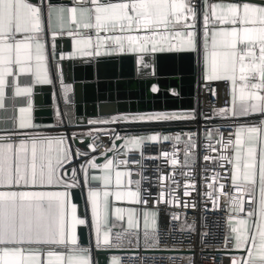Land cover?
<instances>
[{
	"label": "snow or ice",
	"instance_id": "obj_1",
	"mask_svg": "<svg viewBox=\"0 0 264 264\" xmlns=\"http://www.w3.org/2000/svg\"><path fill=\"white\" fill-rule=\"evenodd\" d=\"M57 36L71 38V51L57 56ZM181 53L195 55L205 85L230 82V100L211 108L212 116L258 118L212 123L199 104L135 112L105 106L76 114L64 59L131 54L138 74L155 76L159 55ZM35 85L52 86V125L34 120ZM9 89L13 114L3 119L11 127L0 130V264H102L93 259L94 250L139 249L141 237L144 249H159L162 212L172 222L165 235L192 234L197 217L189 218L186 210L199 211L200 228L207 229L208 204L214 210L221 201L226 219L214 249L221 258L212 255L210 264H264V0H72L70 5L0 0V110L5 112ZM150 90L157 93L158 85ZM154 123L195 124L196 131L129 130ZM105 138L111 146L101 148ZM117 141L123 144L117 147ZM151 142H171V150L146 156ZM201 159L206 190L197 200L192 193ZM148 160H162L172 170L155 166L146 174ZM122 202L129 206H118ZM208 234L200 232L205 247ZM164 259L195 264L192 256ZM149 260L155 264L156 258L133 254L128 264ZM106 264L124 261L112 254Z\"/></svg>",
	"mask_w": 264,
	"mask_h": 264
},
{
	"label": "water",
	"instance_id": "obj_2",
	"mask_svg": "<svg viewBox=\"0 0 264 264\" xmlns=\"http://www.w3.org/2000/svg\"><path fill=\"white\" fill-rule=\"evenodd\" d=\"M214 2V0H210ZM219 0H215L218 2ZM53 3H69V0H52ZM58 50L64 52L71 51L70 38H56ZM62 67L67 83H73V93L70 94L74 98L77 115L92 114L94 111L99 112L105 106L118 107L121 111H151V110H174L177 107L166 105L168 100L174 99L176 96L169 93V90H180L181 86L188 83H193V78L190 75H185L179 72L177 54H161L155 64V76L140 75L137 72V65L134 57L131 54L102 57L92 59L91 61L85 58L64 59ZM147 71L151 72L152 69ZM136 81L137 86L133 89H128V98L120 99L117 97V91L114 84L117 81ZM158 85L157 93L151 92V85ZM58 92V86H57ZM35 96V102L38 105L49 106L51 104L50 95ZM57 103L63 108L62 98L57 100ZM53 109L49 108L39 113H44L45 117L50 119ZM181 128V127H179ZM169 128H163L168 130ZM82 210V204L81 208ZM108 251L97 252V258H102Z\"/></svg>",
	"mask_w": 264,
	"mask_h": 264
},
{
	"label": "built area",
	"instance_id": "obj_3",
	"mask_svg": "<svg viewBox=\"0 0 264 264\" xmlns=\"http://www.w3.org/2000/svg\"><path fill=\"white\" fill-rule=\"evenodd\" d=\"M197 2H199V0H197ZM213 91L215 92V94H213ZM195 99L196 106L197 104H199L200 109L209 113L212 123H238L242 119H227L211 115V108H222L225 106V101L229 100V81H209L207 82V85H205L204 81H199L195 89ZM180 126L181 125L166 128H169L167 131H179ZM191 126L193 127V131H196L195 124ZM105 145L109 147L111 146L106 138L104 139L101 148H103ZM164 150H171V142H151L150 144L145 146L146 156H155L159 151ZM180 158L182 159V154ZM146 163H148L149 165L148 172H146V174H150L155 166H159L161 169L167 172H170L172 170L171 166L165 167L162 160H148L146 161ZM203 163L204 162L201 159L196 165V180L198 183V188L197 192L192 193V196L197 200L202 199V197L197 193H202L206 190V186L200 182V168ZM177 172H179V169L177 170ZM177 179L180 180L181 184H183V179L178 174ZM180 194L183 195L182 189L180 190ZM161 207L163 208L164 206L162 205ZM208 208L209 211L205 213L207 218V229L200 228L199 217L201 213L199 211H193L192 209L186 210L187 216L189 218L193 216L197 217V231L192 234L172 232L169 235H165V233L168 232L172 222L171 217L165 215L162 212L161 226L159 227L161 232V248L144 249L141 237V247L139 249H135L132 247L118 249L120 251L119 255L124 261V264H128V257L133 254L146 257H155V264H169V261L167 259H164L168 256H192L194 258L195 264H210L212 255H216V259L219 260L221 257L214 251V249H216L217 245H219L223 235L224 222L226 219L225 209L223 208V201H221V207L218 209H211L210 202L208 204ZM183 211L184 210H182V212ZM183 218L184 217L182 215L181 219ZM203 230H207L209 233L205 238V244L207 245V247H205V245L201 243L200 232ZM165 245H167V248L164 247ZM148 264H152V261L149 260ZM175 264H183V262L180 260H176Z\"/></svg>",
	"mask_w": 264,
	"mask_h": 264
},
{
	"label": "crops",
	"instance_id": "obj_4",
	"mask_svg": "<svg viewBox=\"0 0 264 264\" xmlns=\"http://www.w3.org/2000/svg\"><path fill=\"white\" fill-rule=\"evenodd\" d=\"M69 3H65V4H71L72 0H69ZM209 2H212L209 0ZM219 2V1H218ZM202 23V21H201ZM45 35L47 37V48L50 50L51 49V34L50 32L47 31V27L45 25ZM94 34V33H93ZM61 36H57V38H59ZM61 38H70L68 36H63ZM70 42H71V38H70ZM61 49V47L57 48V56H59V52L58 50ZM177 58H178V67H179V72L185 75H190L192 76V80L193 83H188L185 84L184 86H181L180 90H175L176 93H178V95H174L176 96L174 99L168 100L165 104L166 105H173L176 106L177 109H188L191 107H196V99H195V89L196 86L198 84L199 81H203L202 79V69L200 66L197 65L196 63V57L194 54H189V53H181V54H177ZM22 81L26 82V78L22 77L21 78ZM137 86V82L136 81H117L114 84V88L117 91V97H119L120 99H125L128 98V94H127V90L128 89H133ZM172 90V89H171ZM52 86L50 85H35L34 89H33V116H34V120L37 124L40 125H52L55 123V110L53 108V100H52ZM229 92H230V82H229ZM51 93V104L49 106H46L44 104L42 105H38L35 102V96H41L42 100L45 98V94L46 95H50ZM169 93L172 94V92L169 90ZM8 96L9 99L6 101L7 105H8V110L7 112H5L4 110H0V130L5 129V128H10L11 127V121H5L3 119V117L5 116H11L13 114L12 111V105L14 103V101L11 99V89L8 90ZM229 100H230V95H229ZM16 104H20L23 103L22 100L17 99L15 101ZM64 107V105H63ZM53 109L51 116H49L51 118L50 122L47 117H45L44 113H39V115H36V112H40L46 109ZM63 109V108H62ZM242 119L238 122V123H246V122H251L252 120L257 119L258 117L256 115H253L250 118H245V117H241ZM167 126L164 125H160V124H143V125H132L130 126V131L135 132L138 129H155L157 131L163 130V128H166ZM181 128L183 127L184 131H188L189 128H191V130L193 131V127L190 126H184L181 125ZM180 128V129H181ZM72 130V129H70ZM77 131H79L80 129H75ZM167 131V130H164ZM90 141V138H87ZM81 143L78 141V144ZM123 144V141H117V147H120ZM98 162H102V160H99ZM82 204V202H81ZM118 206H124L127 207L129 206L127 202H122L120 205ZM80 210V209H78ZM159 227L161 226V216L159 218L158 221ZM87 230H85L86 232ZM95 251V250H94ZM93 251V259L94 260H100L102 262V264H106L107 258L112 255V254H116L119 255L120 251L118 249H113V250H109L104 257L102 258H97L96 254Z\"/></svg>",
	"mask_w": 264,
	"mask_h": 264
}]
</instances>
